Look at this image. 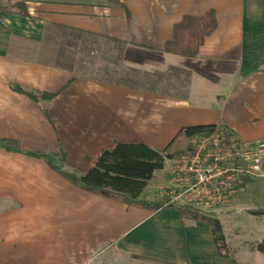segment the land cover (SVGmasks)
Segmentation results:
<instances>
[{
    "label": "crops",
    "instance_id": "obj_1",
    "mask_svg": "<svg viewBox=\"0 0 264 264\" xmlns=\"http://www.w3.org/2000/svg\"><path fill=\"white\" fill-rule=\"evenodd\" d=\"M211 11L216 28L195 57L165 51L185 17ZM73 54L107 67L90 77L57 65ZM205 126L240 144L264 138V0H0V264H264L256 251L220 258L206 224L87 193L36 157L82 175L116 144L160 152ZM172 166L138 200L169 203ZM248 184L234 204L251 216L264 192ZM219 210L202 211L235 250Z\"/></svg>",
    "mask_w": 264,
    "mask_h": 264
},
{
    "label": "trees",
    "instance_id": "obj_2",
    "mask_svg": "<svg viewBox=\"0 0 264 264\" xmlns=\"http://www.w3.org/2000/svg\"><path fill=\"white\" fill-rule=\"evenodd\" d=\"M109 1L116 3V0ZM18 7L22 9V5H18ZM215 28L216 21L212 11L202 17H185L179 25L175 26L173 39L165 46V51L182 57H195L203 45L204 39ZM17 91L26 93L34 101L37 100L29 92ZM44 97L48 102L53 96L45 95ZM215 129L216 126L183 128L160 152L140 144H116L111 150L103 151L94 166L82 175L67 172L62 166H55L48 156L38 155L36 157L43 159L58 175L74 187L87 193L152 213L159 210L175 211L184 225L206 224L211 230L218 256L232 258V251L226 245L222 226L213 215L186 205H172L166 202L148 203L138 200L154 173L162 170L166 161L191 155L190 139L196 135L211 133ZM226 140L228 143L238 144L227 133ZM61 158L63 160V156ZM247 183L249 180L243 179L237 187L244 188ZM248 214L253 217H264V209L250 211ZM250 247L264 256V239L255 242Z\"/></svg>",
    "mask_w": 264,
    "mask_h": 264
},
{
    "label": "built area",
    "instance_id": "obj_3",
    "mask_svg": "<svg viewBox=\"0 0 264 264\" xmlns=\"http://www.w3.org/2000/svg\"><path fill=\"white\" fill-rule=\"evenodd\" d=\"M191 155L173 160L172 175L183 194L171 198L170 204L186 205L196 209V192L209 197L211 207L216 209L221 201L219 193L228 196L237 192L243 179L264 178V138L247 144H232L226 140V132L216 127L211 133L196 135L190 139ZM175 165V166H174ZM214 192L217 197L210 196ZM229 197L223 198L225 203ZM207 206V203H205Z\"/></svg>",
    "mask_w": 264,
    "mask_h": 264
},
{
    "label": "rangeland",
    "instance_id": "obj_4",
    "mask_svg": "<svg viewBox=\"0 0 264 264\" xmlns=\"http://www.w3.org/2000/svg\"><path fill=\"white\" fill-rule=\"evenodd\" d=\"M67 56H69V55H67ZM72 57H75L74 62H71L72 64L70 62L65 61L64 59L60 58V59H58L57 65L68 68V69L70 68L76 74H80V75L84 74V75H87L90 77H96V75L99 76L103 71H105V68L107 67L105 65L102 66L101 63H99L100 67H98L97 62L95 64H93L92 67H88L87 65H85V67H83V66L81 67V65H79V61H80L79 55L73 54ZM70 65H72V67ZM109 72H111V69H109ZM171 178L174 179L175 187L173 189H175V190H172V193L170 195V199L178 197L180 194L184 193V192H181L183 189L177 183L178 178L176 177V175H174V174L171 175ZM246 189H247V191L249 189L248 192H262V191L264 192V178L259 179V180L258 179L250 180ZM240 192H246V190L242 191L241 189L237 188V192H234L233 194L230 195V196H232L231 199H234L233 200V211H231L230 206H228L230 198L227 199V201L225 203L222 201L223 198L229 197L228 192H220L219 193L221 201L216 206V209H218V210L220 209L219 214L221 215V217L223 219H226V220H223V225H224L223 228L225 230L224 232L228 235V238L231 241V245L237 249V250L236 249L235 250L230 249L232 251V255H233L232 258H234V255L236 254L237 251H238L237 252L238 256H240V257L244 256V252L254 251L250 247V245H252L254 243L250 244V243H247L246 241L254 242L255 240L262 241L264 239V221H263V223L262 222H255V219L252 216L246 215L245 211L241 212L242 211L241 208L235 209L236 208L235 202H237L235 200H239ZM209 194L211 197H213V200H214V197H217L216 194H214V192H209ZM237 197H238V199H236ZM208 198L209 197L205 196V194L203 192H196V202L192 201L193 204H196V210H199L200 212H203L204 210H206V211L212 210L214 207H211L212 204L209 202L210 200ZM205 203H207V206L205 205ZM246 207H250L248 212L264 209V208H260V207L259 208L254 207L253 204H251V202H249V205ZM238 212H241V213L238 214ZM231 213H233V214H231ZM230 215L232 217L228 218L227 216H230ZM232 219H233V221H231ZM233 225L242 228L245 231V236L244 235L240 236V234L237 235L236 234L237 230L233 229ZM241 252H243V255L241 254ZM247 256L249 257V262L250 263L253 262L251 255H247ZM254 264H260V262L257 261Z\"/></svg>",
    "mask_w": 264,
    "mask_h": 264
}]
</instances>
